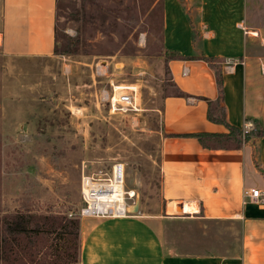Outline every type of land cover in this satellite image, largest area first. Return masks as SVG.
Here are the masks:
<instances>
[{"label":"rangeland","instance_id":"374dc122","mask_svg":"<svg viewBox=\"0 0 264 264\" xmlns=\"http://www.w3.org/2000/svg\"><path fill=\"white\" fill-rule=\"evenodd\" d=\"M162 2L56 0L55 56L12 61L0 53V228L3 215L16 212L79 217L83 177L107 182L115 162L123 164L126 190L134 191L124 194L126 214L160 209L158 139L151 131L159 118L150 108L177 92L166 67ZM190 8L197 26L198 12ZM263 10L264 0H249L247 25L262 24ZM114 84L136 87L137 111H111ZM205 229L204 245L222 250L230 235L234 242L240 236L238 223H173L165 239L197 250L183 235ZM59 242L79 247L73 234Z\"/></svg>","mask_w":264,"mask_h":264},{"label":"crops","instance_id":"0c3cea01","mask_svg":"<svg viewBox=\"0 0 264 264\" xmlns=\"http://www.w3.org/2000/svg\"><path fill=\"white\" fill-rule=\"evenodd\" d=\"M248 5L249 0H163V45L182 55L167 61L168 77L183 94L161 95L150 108L159 118L151 131L158 139L162 204L155 212L80 215L77 264H264V10L262 24L247 25ZM190 7L198 12L197 26L188 17ZM55 11L56 0H0L2 56H55ZM200 55L220 65L221 101L214 69ZM216 103L230 125H252L240 147L207 148L192 135L228 132L208 118L218 115ZM250 188L262 197L246 200L242 192ZM211 222L238 223L240 236L234 242L230 235L223 250L204 245L207 229L183 235L197 250L165 239L173 223Z\"/></svg>","mask_w":264,"mask_h":264},{"label":"trees","instance_id":"16d2710c","mask_svg":"<svg viewBox=\"0 0 264 264\" xmlns=\"http://www.w3.org/2000/svg\"><path fill=\"white\" fill-rule=\"evenodd\" d=\"M170 54V58H182L180 54ZM200 58L214 69L218 100L221 101L223 80L220 65L215 57L200 55ZM177 93L183 94L181 91ZM208 118L224 124L228 132L192 134L203 147L211 148V144H214L222 148H238L251 134L249 131L243 136L241 128L227 123L223 107H220L216 116L208 113ZM262 132L256 131L257 134ZM227 142L233 145H226ZM67 234H73L78 239L79 217L67 218L22 212L4 214L0 228V261L2 264H75L78 260L79 247L71 251L59 242V239H64Z\"/></svg>","mask_w":264,"mask_h":264},{"label":"built area","instance_id":"2783aa9c","mask_svg":"<svg viewBox=\"0 0 264 264\" xmlns=\"http://www.w3.org/2000/svg\"><path fill=\"white\" fill-rule=\"evenodd\" d=\"M183 73H185L183 71ZM123 91H119L117 93V96H115V91H113V96L111 97L110 105H111V111H113V106L117 107L118 111H137L138 105L136 102V89L131 87V85H125L122 89ZM115 97V101H112V99ZM252 129V125L250 123L244 124L241 128L242 135L248 133ZM124 174V168L123 164L121 162H115L112 167H111V178L118 176L121 178ZM109 178L107 181L111 180ZM94 180L91 179L90 177H83L82 179V197L84 201L86 202L85 207L81 209V215L83 214H88V215H111V216H121L125 215L127 208L126 205H124L121 209H114L113 207H110L108 209H102L101 206H95L94 205V191L92 190L91 186H96V184L100 182H93ZM102 182V181H101ZM106 182V181H103ZM100 189V188H99ZM88 192H85L87 191ZM102 192V191H100ZM104 192V191H103ZM89 193V195H88ZM243 197L246 200H253L256 201L260 197H262V194L258 188H250V189H244L243 192Z\"/></svg>","mask_w":264,"mask_h":264},{"label":"bare ground","instance_id":"6f19581e","mask_svg":"<svg viewBox=\"0 0 264 264\" xmlns=\"http://www.w3.org/2000/svg\"><path fill=\"white\" fill-rule=\"evenodd\" d=\"M124 86L125 84H114L113 91L116 92L117 90L122 89ZM131 87L136 89V87L133 85H131ZM116 94L115 96H117ZM112 101H115V97L112 99ZM113 109H115V106H113ZM91 187L92 190L98 191L93 193L94 205L101 206L102 209H108L110 207H113L114 209H121L124 205H126L124 194H128L130 197L134 195L133 190H126L124 174L121 178L115 176L113 179L111 178V180L107 182L98 183L96 186ZM85 192H88V190Z\"/></svg>","mask_w":264,"mask_h":264},{"label":"water","instance_id":"95a60500","mask_svg":"<svg viewBox=\"0 0 264 264\" xmlns=\"http://www.w3.org/2000/svg\"><path fill=\"white\" fill-rule=\"evenodd\" d=\"M180 209H182V206H181V208Z\"/></svg>","mask_w":264,"mask_h":264}]
</instances>
